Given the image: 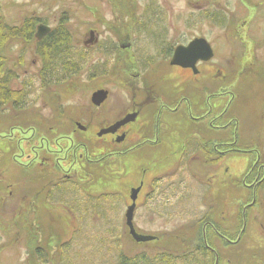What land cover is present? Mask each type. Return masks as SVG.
I'll return each mask as SVG.
<instances>
[{"label": "rangeland", "instance_id": "obj_1", "mask_svg": "<svg viewBox=\"0 0 264 264\" xmlns=\"http://www.w3.org/2000/svg\"><path fill=\"white\" fill-rule=\"evenodd\" d=\"M205 12L214 14L215 20L206 17ZM35 20L74 36L78 78L55 86L40 85L36 76L44 68L36 59V44L20 38L26 25ZM136 23L145 32L133 34V50H122L119 38L123 42ZM89 27L98 29L102 39V46L93 48L94 45L91 54L84 50L89 49L84 45L90 39ZM151 29H165L170 40L201 36L210 42L215 53L211 63L219 67L221 74L214 89L218 95L214 114L198 118L207 109L210 90L192 95L194 87L206 83L212 71L211 66H203L204 76L199 82H189L182 92L187 101L180 108L184 123L164 121L157 144L147 142L123 156L76 164L71 183H62L59 190L55 189L54 199H38L32 203L34 207L30 205L33 193L51 178L48 174L52 169L47 163L58 152L24 167L19 163H27L28 154H36L25 150L26 141L22 145L15 142L0 156V191L5 192L0 194V264H116L120 254L142 253L181 256L175 258L177 264H214V255L205 248L213 246L210 225H218L220 233L229 236L234 231L229 224L235 227L230 219L234 217L235 224L244 219L240 208L253 199L264 200L259 188L255 191L250 186L259 170L261 177L264 175V0H0V36L6 37L1 53L5 58L4 73L11 70L18 78L12 82L15 92L24 88L28 94V106L22 112L1 109L4 112L0 114V139L18 125L28 129L30 123L40 120L87 117L92 93L98 88L110 92L106 122H115L121 115L120 107L117 108L119 99L130 96L123 84L135 73L152 69L148 58L155 64L164 61L167 46L159 47L155 36L158 33L152 36ZM18 32H22L20 36ZM77 51L85 53L84 57L76 56ZM70 57L73 58L71 53ZM103 70L106 75L101 78L98 74ZM92 74L97 76L93 78ZM197 101L198 106L194 107ZM223 111L226 113L218 117ZM57 112L61 114L57 116ZM32 125L41 128L39 136L47 137L39 150L41 155L50 149L58 151L54 137L72 136L76 130L75 124ZM147 131L154 135L153 124ZM173 134L179 136L177 141H182V145L203 139L224 143L219 146L221 151H234L215 161V166L203 165V158L189 159L193 149L186 150L182 160L181 156H170ZM24 135L32 136L31 131ZM79 135L86 139V146L75 144L81 154L86 150V155L94 158L116 153L117 148L107 137ZM59 142L65 151L71 141L65 138ZM130 146L132 143L126 142L118 149ZM58 156L60 167L68 164L65 155ZM249 170H253L251 177L246 174ZM157 178L154 189L150 188ZM141 183L145 187L137 199L134 225L139 234L156 237L145 243L131 238L125 219L131 204L130 192ZM6 184L24 197L22 201L12 197L14 201L6 203ZM222 243L219 264H264V249L258 251V244H250V250L243 252L244 244ZM37 247L43 254L36 253ZM188 252H194L193 259L184 257Z\"/></svg>", "mask_w": 264, "mask_h": 264}, {"label": "flooded vegetation", "instance_id": "obj_2", "mask_svg": "<svg viewBox=\"0 0 264 264\" xmlns=\"http://www.w3.org/2000/svg\"><path fill=\"white\" fill-rule=\"evenodd\" d=\"M206 13V12H205ZM206 17H212V19L214 20L215 15L207 12ZM214 17V18H213ZM127 20V19H126ZM128 21V20H127ZM131 21V20H130ZM142 21V20H141ZM217 22H219V20L216 19ZM139 23V22H138ZM46 25L45 22L43 21H39L38 25ZM136 25H138L137 23L135 24V26L131 29V34L128 35V37L125 39L124 41L121 42L120 38H119V43H120V48L122 50H133V46H134V42L132 40V37L134 36V33H141V32H145V30H142L141 27L138 28L136 27ZM48 27H50L49 25H46ZM139 26H141L139 24ZM60 28H64L63 26H61ZM154 28V26H153ZM51 31L49 33H47L40 41H42L43 39L52 36L53 32H54V27L51 28ZM128 30V29H127ZM37 31V27L35 30V34ZM88 31L90 33V39L84 42V45H87V47H89V49L84 48L85 51H87L89 54H91V50L92 47L96 48L97 45L102 46V39L100 38V34H99V30L96 28H92L89 27ZM161 32H154L151 30H149V33H153L152 36L154 35V33H158L155 36L157 37L158 41V45L159 47H166L167 49L165 50V52L163 51L164 57L162 62L158 61V64H155V60L148 58V63H153L151 65H153L152 69L147 72V71H141L139 73H135L134 75H132L129 79L127 80L125 83L123 84L125 87H127L128 90V98L125 97L123 95V97H121L118 101L119 105L117 106L120 107L121 111V115L120 117L115 120V122L113 123H107L106 122V118H107V111L105 110L106 108V104L109 100V95L110 92L108 90H106L105 88H98L95 92L99 91V90H105L108 92L107 98L105 99V101L100 105V106H95L92 103V96L95 92L92 93L91 96V103H92V107H90V112L89 115H86L87 117L83 116V118H80L79 120H75L74 118L69 117V120L66 121H45V120H40L38 122L35 123H30L31 126H29L28 129H24L23 127L19 126L15 128L10 129L9 133H5L3 136H5V139H0V141L2 143H4V145L1 147L0 146V156L4 155L3 152L6 150H8L12 145L15 144V142L17 143H21L22 141H26L24 142L25 144V150L27 152H34L36 155L34 157H31V154H28V162L27 163H19V165H22L24 167H28V166H33L35 162H37V160L41 157H47L50 153V155H53L55 152H58V155L62 154V157L64 158V155L66 156L65 159H67V165H62L60 167V160L61 157H59L58 155L56 156V154L53 158H49L52 161H49L47 163V167L52 169V172L50 174H48L49 176H51L50 179H48L45 183V185L43 187H41L40 189H38L37 191H35V193H33L35 196L32 198V202H31V206L34 207V205L37 203L38 199H49L51 196V199H54L55 196V189L59 190V186L64 183V182H69L71 183L73 177H72V173H74L72 170L74 169V167L76 166V164L80 163L82 164V162H89V160H92L93 162L91 163H98L100 161H102L103 159H108L107 157H113L114 155L117 156H123L126 155L127 153H130L131 151H134L135 149L139 148L141 145H143L144 143H151V144H157L160 141V132L162 130V124L164 121L166 120H170V122H172V124H182V122L184 123V116L182 117V113L180 112V108H182V105L184 102H187L185 97L182 95V92H185L186 89V85L189 82L192 83H196L199 82V78H201V76H204L205 71L203 69V66H211V73H209L207 75V82L203 83V85L201 87H194L195 89H193L192 95L195 94H199L200 90L201 91H209L208 92V98H207V109H205V111L202 113L201 117H198L199 119H203L205 117H209V115L214 114L215 112V102L218 101V95L216 96V93L214 91L215 86L217 85L218 82V78L220 77V71H219V67H217L215 64L211 63V61H214L213 59L215 58V53L214 56L209 60V61H202L199 60L195 63V69L191 68V67H182L179 65H171V60L172 57L174 55L175 49L178 46H188L189 43H191L193 40L197 39V38H204L201 36H197V37H193L191 39H186V35H184V38H178V40H170V38H168V36L166 35V31L164 30H160ZM69 33V32H68ZM34 34V38L37 41L36 37ZM72 37V45L73 47L74 45V36L70 35ZM206 39V38H204ZM207 40V39H206ZM207 42L210 44V42L207 40ZM35 44V43H34ZM211 45V44H210ZM114 47L116 45H113ZM212 47V45H211ZM213 49V48H212ZM73 48H72V52L71 54L73 55V58H68L67 61L72 64H74L75 60H74V55L75 53H73ZM214 52V49H213ZM79 53V52H78ZM87 53V54H88ZM161 54V52H160ZM169 55V56H168ZM168 56V58H167ZM36 59H39V61L41 62L40 65L42 63V59L38 56ZM66 61V60H63ZM160 62V63H159ZM86 63V62H85ZM160 64H163V66H160ZM155 65V66H154ZM217 67L216 70L215 67ZM158 74H161L160 77L159 75L156 73V71H160ZM52 73H40L36 76V78H39L40 85L44 84L43 82V78L45 77H52L51 76ZM14 74H11V82H10V87L12 88V82L18 80V78H16V75L13 76ZM78 75L80 76V73L78 72V74L76 73H62V74H56L57 80L63 81V80H72L74 78H78ZM106 75V71L103 70L101 71L98 76H100L101 78L104 77ZM188 75L192 78H188ZM95 76H97L96 74H92V77L94 78ZM158 77V78H157ZM17 82V81H16ZM55 84V83H54ZM53 84V86L59 84V82H57L55 85ZM189 85V84H188ZM29 86H31V84H29ZM26 88V87H25ZM14 90V89H13ZM127 91V90H126ZM18 93L24 94V100H23V104L24 107L26 108L28 106V94L27 92L25 93L24 88H20ZM44 95H42L43 98ZM213 99V100H212ZM216 99V100H215ZM12 104L13 102L10 101L9 102V109H12ZM173 106V107H172ZM198 106V101L194 104V107ZM93 108V109H92ZM92 109V110H91ZM226 111V110H225ZM223 111V113L221 115H219L218 117H221L223 114H225L226 112ZM22 112V110L20 111ZM61 112H57V116L60 115ZM76 117V116H75ZM192 117V115H191ZM193 118V117H192ZM197 118V119H198ZM127 119V122L124 125H121L118 129H116L113 132H109L106 134H103L102 136H99V132L105 129H108L109 127L115 125L116 123ZM32 124H75L76 126V130L74 129L73 131V135L72 136H59L54 137V139L57 142V149L58 151H51V149L48 151V154L44 153V154H38L39 150L42 149L43 145H45L44 140L47 137H44L43 135L39 136V131H40V127L38 126L39 130L37 127H34L36 125H32ZM77 124H81V126L83 127V129H79L77 127ZM96 124V125H95ZM149 124H153V129H154V135H151L148 131H147V127H149ZM210 124L213 125L212 120L210 122ZM21 125H25L23 122L21 123ZM15 127V126H14ZM52 129V128H51ZM21 131V132H20ZM28 131H31L32 136H28L26 137L24 134L27 133ZM176 132V131H175ZM21 133V134H19ZM79 133L84 134V135H90L91 137H96L98 139H102L104 137H107L108 139H110V143H112L113 148H117L114 152H116L115 154H109L107 156V154L105 155H99L97 157L94 158H90L89 156L86 155V150L84 151L83 154L80 153V151L76 150L75 147L77 145H85L86 146V139L84 138L85 136L81 137L79 135ZM37 135V138H36ZM61 138V139H60ZM69 139L71 142L68 143L69 146H67V149L65 151H62V149H65L64 147L60 148V140L63 139ZM171 140L170 143L171 144V150H170V156L172 157H182V160L184 158V154L186 150H191L193 149V151L191 152V155L189 157V159H199V158H203V165L206 166H215L216 164H213L215 161L219 160V157L225 156L227 155V153L231 150H224L221 151L219 150V146H221V144L224 143H209L206 140H201V142L194 144L193 142H185L183 145L181 144L182 141H177L179 136H176L175 134H173L172 136H170ZM6 141V142H5ZM65 141V140H64ZM99 141V140H97ZM39 142H42L39 143ZM66 142V141H65ZM132 143V146H130L129 148L126 149H122L119 150L118 148H120L122 146L123 143ZM75 144H77L75 146ZM188 144H191L192 147L188 148ZM22 145V143H21ZM72 147V148H71ZM24 150V149H23ZM188 152V151H186ZM113 153V152H111ZM106 156V158H105ZM86 157V159H85ZM89 159H88V158ZM225 158V157H224ZM179 159V158H178ZM188 159V160H189ZM212 159V160H211ZM66 162V161H65ZM67 167V169L65 168ZM83 168V172L85 173V164L82 165ZM253 170H251L250 174L252 175ZM249 177V176H247ZM261 171L259 170L254 178L253 183H251V187L256 191L259 188V191L263 193V198H264V192L263 190L261 191V182L264 180V175L261 177ZM83 178H85L83 176ZM2 178L0 177V188L2 186ZM155 180H152V183L150 185V188H153V183ZM142 184V186H141ZM140 185H138L137 187L141 186V191L143 190V188L145 187L143 183H141ZM3 187L8 188V191H6V196L4 197V200L7 202L10 201H14L12 200V197H15L14 199H16V201H18V198L20 197V200L22 201V199L24 197L20 196L18 193H14V191H12L10 189L11 185L10 184H6ZM136 187V188H137ZM4 188V189H5ZM154 189V188H153ZM57 190V191H58ZM69 190V188H68ZM67 191V190H65ZM140 191V193H141ZM4 193V191H0V194ZM131 193V192H130ZM140 193L138 194V197L140 195ZM32 203H35L34 205H32ZM132 204V202H131ZM130 204V205H131ZM137 204V201H136ZM257 206V208H256ZM240 209H242L241 214H244V219L243 221L239 224H235L233 221H235L236 219L233 217L230 219V222H232L234 224L235 227H233L231 224H229L231 226V228H234V231H230L229 236L225 235V234H221L220 230L218 229V225L212 224L210 225L212 228V236H213V246H211L210 248L205 247L206 249H208L210 251V254L214 255L215 257V261L214 264H219L221 261V257L219 254V250L221 248V246H223V243H227L228 245H238V244H244V250L243 252H245L246 250H250L251 245L250 244H258L259 248L258 251L264 249V200L262 201H257L254 200L251 202H248L247 204H245L243 207H241ZM226 230V229H225ZM247 230V231H246ZM218 238V239H216ZM219 238H221L219 240ZM222 241V242H221ZM243 241V242H242ZM224 247V246H223Z\"/></svg>", "mask_w": 264, "mask_h": 264}, {"label": "trees", "instance_id": "obj_3", "mask_svg": "<svg viewBox=\"0 0 264 264\" xmlns=\"http://www.w3.org/2000/svg\"><path fill=\"white\" fill-rule=\"evenodd\" d=\"M224 19V18H223ZM215 20V18H214ZM221 22H225L222 19L219 20ZM38 22L36 20L34 22H31L30 25H26V28L23 29L26 31L24 35H22V32H18V36L24 41L25 43H29L31 41H34L36 44L37 48V54L38 56L42 59L43 67L44 68L42 71L43 73H52V77H45L43 78L44 84L47 86H51L52 84H56L57 82H60V80H57L56 74H62V73H68L72 74L73 72L76 73L77 71V66L75 64H72L67 61L68 55L72 52V37L69 35L68 32H66L65 29H59V30H54L53 35L49 36L42 41H36L34 38L35 34V25ZM46 23V22H45ZM23 31V32H24ZM3 33V32H2ZM68 33V34H67ZM1 35V32H0ZM6 38V37H5ZM5 38L0 36V110L6 109L9 110V102L12 101V109L15 111L20 112L21 110L23 111L25 109L24 107V94L15 92L13 89L10 87V82H11V74L13 72L11 70H7L4 73V65H5V58L4 56L1 55L3 51V42L5 41ZM74 50V48H73ZM76 51V50H75ZM77 51L76 56H80L81 53ZM69 53V54H68ZM68 54V55H67ZM85 54V53H84ZM84 54L81 55L80 57H84ZM66 60V61H63ZM63 62V63H61ZM61 63V64H60ZM62 67H59L61 66ZM74 69V70H73ZM263 74V73H262ZM23 102V103H22ZM4 110L0 111V114L4 112ZM223 146V144H221ZM225 146H228L227 144ZM227 150V149H226ZM234 151V150H231ZM110 157V156H109ZM225 156H220L219 160L224 158ZM255 169V168H254ZM251 170H249L246 174L247 176L251 177L254 174H250ZM158 178L155 180V184L158 183ZM261 188H264V180L261 182ZM103 197H108L109 194H102ZM68 247V244H67ZM199 249V248H197ZM36 253L38 255L43 254V251L41 250L40 247L36 248ZM190 254H184L186 258L193 259L194 258V252H188ZM176 257L179 256H168L165 254H155L153 256H150L146 253H142L141 255H136V256H128L126 254H120L118 256V262L116 264H177V260L175 259ZM181 259V256L179 257ZM213 259V258H212ZM172 260L176 262H172Z\"/></svg>", "mask_w": 264, "mask_h": 264}, {"label": "water", "instance_id": "obj_4", "mask_svg": "<svg viewBox=\"0 0 264 264\" xmlns=\"http://www.w3.org/2000/svg\"><path fill=\"white\" fill-rule=\"evenodd\" d=\"M51 31L50 27L46 25H38L35 37L40 41L47 33ZM214 56L213 49L211 45L204 38H197L189 43L188 46H178L175 49L174 55L171 60V65H179L182 67H191L195 69V63L199 60L209 61ZM108 92L105 90H99L95 92L92 96V103L95 106H100L107 98ZM127 119H124L115 125L109 127L108 129L99 132V136L103 134L113 132L118 129L121 125H124ZM79 129H83L81 124H77ZM142 186V184H141ZM141 186L133 188L130 193V199L132 204L128 206L125 214L126 227L128 228L129 235L137 243H145L154 241L156 237L150 235L139 234L134 225V214L137 207L136 201L138 199V194L141 191Z\"/></svg>", "mask_w": 264, "mask_h": 264}]
</instances>
